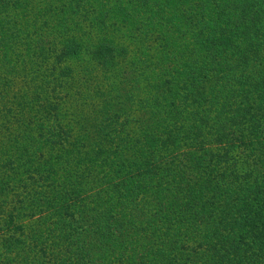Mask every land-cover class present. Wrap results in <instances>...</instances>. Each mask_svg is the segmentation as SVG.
I'll return each mask as SVG.
<instances>
[{"label":"trees","instance_id":"16d2710c","mask_svg":"<svg viewBox=\"0 0 264 264\" xmlns=\"http://www.w3.org/2000/svg\"><path fill=\"white\" fill-rule=\"evenodd\" d=\"M0 264H264V0H0Z\"/></svg>","mask_w":264,"mask_h":264},{"label":"rangeland","instance_id":"374dc122","mask_svg":"<svg viewBox=\"0 0 264 264\" xmlns=\"http://www.w3.org/2000/svg\"><path fill=\"white\" fill-rule=\"evenodd\" d=\"M149 5H151L152 10L156 9V7H155L156 3L154 1H150ZM171 5H173V3L170 4L168 11L162 9V11H164V13L162 15H160V16H165V21L166 20L169 21L170 25H171L170 18L172 16V14H174L177 10L175 6L173 7ZM174 5H176V4H174ZM151 7H149L148 9L151 10ZM106 12H107L106 17H107L108 21L112 22V20H114V22H117L119 24H121L122 22H125L126 26L129 27V28H126V27L121 25L124 29H127V30H124L126 36H123L121 33H118V35H116V38H115V43L118 44L117 45L118 48H121L122 46H124V48L128 50V53L129 54L131 53L130 54L131 56H129V58L126 60H123V59L127 58L126 56H118V58L115 61H117L118 59H122V61H117L118 66H122L124 63L130 62V61H135V62L139 63V67H138V69H139V76H138L139 80H138L137 85H139L140 87L143 86V83L141 82L140 75H141V72L143 70V66L145 63L151 64V65L154 63H157L159 61L161 63L163 58L165 61V59L167 57H169L168 61H173V59H171V56L175 55V52H176L175 50L176 49L182 50V43L183 42L176 39V34L174 31V28H172V30L171 29L169 30L163 49H159L158 47H154V46L152 47L151 42H149V44L146 43L145 49H144L143 43H141V45H140L141 36L139 35L140 32L138 31V28H142V26L140 25V22H141V19L143 17H140V21L137 20L136 28L133 29V27L135 26V21L134 20L131 21V19H125L127 14L125 12H123V10L111 8V9H108V11H106ZM103 13H105V11L95 13V15L97 16L95 19L96 22L97 21L100 22V20L104 17V15H102ZM105 21H107V20H105ZM167 21H166V23H167ZM119 24H115L116 27H118ZM108 29L109 28H106L104 31L110 32V31H108ZM128 29H130V31H128ZM100 38H101V36H100ZM184 41L186 42V39ZM136 48H137V52L135 50ZM140 48H141V50H138ZM152 48L155 50V53L152 52V50H151ZM186 49H187V47H186ZM133 50H135V54L137 53V56H133L134 55ZM169 51L171 52V54L168 53ZM173 66H174V64H173ZM142 91H144V90H140V92L138 93L139 97H141L144 94V92H142ZM140 93L142 94L141 96H140Z\"/></svg>","mask_w":264,"mask_h":264}]
</instances>
